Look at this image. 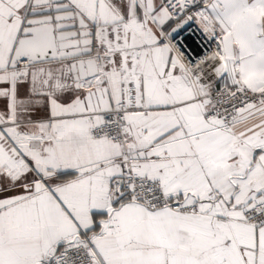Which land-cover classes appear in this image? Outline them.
I'll list each match as a JSON object with an SVG mask.
<instances>
[{"label": "snow or ice", "instance_id": "6c2138e0", "mask_svg": "<svg viewBox=\"0 0 264 264\" xmlns=\"http://www.w3.org/2000/svg\"><path fill=\"white\" fill-rule=\"evenodd\" d=\"M0 264H264V0H0Z\"/></svg>", "mask_w": 264, "mask_h": 264}]
</instances>
